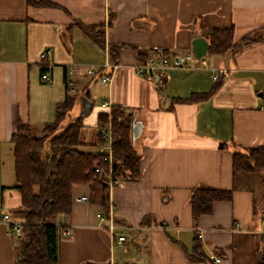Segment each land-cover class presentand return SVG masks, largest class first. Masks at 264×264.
Returning a JSON list of instances; mask_svg holds the SVG:
<instances>
[{
	"label": "crops",
	"instance_id": "0c3cea01",
	"mask_svg": "<svg viewBox=\"0 0 264 264\" xmlns=\"http://www.w3.org/2000/svg\"><path fill=\"white\" fill-rule=\"evenodd\" d=\"M51 1L73 16L27 0H0V264H14L19 252L4 215L16 210L13 220L26 221L14 186L11 138L19 119L37 129L53 121L68 93L76 96L71 117L84 118L85 146L103 148L99 115L109 113L107 102L112 111L134 112L143 122L137 141L143 158L140 178L110 188L112 221L101 204L93 209L97 198L88 188H75V196L89 200L75 201L71 213L55 219L73 227L72 235L59 238L58 264H210L192 259L196 234L213 264H261L264 173L240 175L233 199L215 201L212 213L196 222L190 196L196 187L234 188V152L264 146V35L235 53H207L205 65L196 57L187 67L170 68L162 94L137 66L156 46L170 56L195 55L194 39H207L212 28H233L234 41H240L264 28V0ZM74 17L99 24L105 47L79 26L68 29ZM113 44L121 46L117 62L110 56ZM114 64L111 81L103 82ZM215 84L209 99L169 108L174 98L208 92ZM115 235L126 236V242L115 241Z\"/></svg>",
	"mask_w": 264,
	"mask_h": 264
},
{
	"label": "trees",
	"instance_id": "16d2710c",
	"mask_svg": "<svg viewBox=\"0 0 264 264\" xmlns=\"http://www.w3.org/2000/svg\"><path fill=\"white\" fill-rule=\"evenodd\" d=\"M27 3L37 7L57 8L73 16L69 8L51 0H27ZM75 26H79L99 46L105 47L104 33L97 29L99 24H88L74 17L68 29ZM263 34L264 28L256 29L235 42L233 28H212L207 33L208 54L238 52L256 42ZM120 48V45L110 46L112 61H118ZM137 51L142 56V49L138 48ZM218 87L219 84H215L208 92L193 93L188 98H174L169 108L173 107L174 102L205 101L213 96ZM158 88L161 94L164 93L163 87ZM75 102L76 96L68 93L57 104L55 119L46 122L42 129L19 119L17 131L11 138L15 157L14 186L21 193V210L26 215V221L21 223L22 233L17 236L19 252L14 264H58L61 225L55 219L73 210L76 187L88 188L93 196L99 198L103 210L109 216V153L102 151L96 154L95 151L84 149L85 144L80 138L84 118L71 117ZM123 114L125 116L121 119ZM135 121L137 117L134 112L126 114L119 107H113L111 117L108 112L99 115L102 145L107 144L102 131L107 129L109 122L112 123V168L113 178L117 180H136L141 176L143 154L137 148L138 138L133 139ZM98 168L103 172H99ZM233 172L232 189L196 187L192 190L190 202L195 222L202 215L212 213L215 201L233 199L240 175L264 173V146L254 145L244 151H235ZM195 240L192 259L213 264L199 234H196ZM261 264H264V257Z\"/></svg>",
	"mask_w": 264,
	"mask_h": 264
},
{
	"label": "built area",
	"instance_id": "2783aa9c",
	"mask_svg": "<svg viewBox=\"0 0 264 264\" xmlns=\"http://www.w3.org/2000/svg\"><path fill=\"white\" fill-rule=\"evenodd\" d=\"M264 35V34H263ZM51 49H47L42 53L43 59H46V57L49 55ZM197 59L196 56L189 52L186 54H180V55H175V56H170L165 47L163 46H156L154 48V53L149 56L146 60L140 61L138 66H137V71L141 75H146L148 76L151 80H153L158 86L163 87L166 82V78L168 75V70L172 67H177V68H182V67H187L189 64ZM198 61L202 64H206V58L205 56L198 58ZM117 68V64L113 65V70L111 74H106L103 75L102 80L105 83H109L113 77V73L115 69ZM90 73L94 72V69L89 70ZM218 78L217 76H215ZM43 78L45 79H50L49 75L47 73L43 74ZM104 107H107L109 109V114L110 117L112 115V109L110 108L109 103L105 102L103 103ZM124 114L120 117L121 119L124 118ZM103 137L107 141V144L103 146L102 149L95 151V153H100L102 151H108L109 156V162L111 164L110 171L108 173L109 181H110V186L116 185L119 180L113 178V168H112V161H113V155H112V140H113V132H112V123L109 122V125L107 129H104L103 131ZM99 172H103L102 169L98 168L97 169ZM74 200L77 202H86L89 200L88 195H80V196H75ZM98 217H100L102 220L106 219L105 215L98 214ZM4 219L7 221H10V226L12 232L20 236L22 233V228H21V222L15 221L12 218V215L7 213L4 215ZM109 219L112 221L113 219V214L112 212L109 214ZM42 223V222H41ZM111 229L114 228V224H111ZM73 234V227L72 226H61L60 231H59V236L60 237H65V236H70ZM201 236V234H200ZM115 241H119L121 243H125L127 238L124 235H119V236H114ZM217 262L221 261L220 258L216 259Z\"/></svg>",
	"mask_w": 264,
	"mask_h": 264
},
{
	"label": "water",
	"instance_id": "95a60500",
	"mask_svg": "<svg viewBox=\"0 0 264 264\" xmlns=\"http://www.w3.org/2000/svg\"><path fill=\"white\" fill-rule=\"evenodd\" d=\"M209 49V41L205 37H197L194 39V51H195V56L197 58H201L205 55H207ZM92 105L91 102H87L85 104L86 110L84 111V114L87 113L88 109ZM143 131V122L142 121H135L133 124V139L136 140L139 138Z\"/></svg>",
	"mask_w": 264,
	"mask_h": 264
},
{
	"label": "rangeland",
	"instance_id": "374dc122",
	"mask_svg": "<svg viewBox=\"0 0 264 264\" xmlns=\"http://www.w3.org/2000/svg\"><path fill=\"white\" fill-rule=\"evenodd\" d=\"M89 18H92V17H89ZM101 83V82H100ZM102 84V83H101ZM94 147L93 146H84V149H87V150H91V149H93ZM14 181H15V177H14V179H13ZM94 198L96 199L95 200V203H94V207H93V209H96V210H99L100 209V201H99V198L97 197V196H94ZM5 208V206L4 205H2L1 206V209H4ZM7 210V209H6ZM10 210H12V211H14V209H10ZM16 211V210H15ZM9 212V214H11L12 216H14V213H16V212Z\"/></svg>",
	"mask_w": 264,
	"mask_h": 264
}]
</instances>
